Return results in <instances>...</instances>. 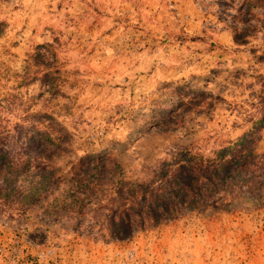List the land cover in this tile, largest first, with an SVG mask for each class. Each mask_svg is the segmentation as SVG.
Listing matches in <instances>:
<instances>
[{
  "label": "rangeland",
  "instance_id": "obj_1",
  "mask_svg": "<svg viewBox=\"0 0 264 264\" xmlns=\"http://www.w3.org/2000/svg\"><path fill=\"white\" fill-rule=\"evenodd\" d=\"M263 110L264 0H0V131L13 162L40 131L56 146L33 165L65 179L78 157L105 154L145 179L171 149L211 155ZM52 201L0 207V245L28 241L38 264H264V207L188 212L111 240Z\"/></svg>",
  "mask_w": 264,
  "mask_h": 264
},
{
  "label": "trees",
  "instance_id": "obj_2",
  "mask_svg": "<svg viewBox=\"0 0 264 264\" xmlns=\"http://www.w3.org/2000/svg\"><path fill=\"white\" fill-rule=\"evenodd\" d=\"M262 128L264 110L249 131L211 155L189 145L171 149L145 179L129 178L114 159L92 153L78 157L64 179L55 167L31 162L38 152L53 158L56 143L50 135L35 131L24 159L13 162L0 131V207L21 209L52 198L57 213L89 216L111 240L130 239L188 212L264 207V152L257 149Z\"/></svg>",
  "mask_w": 264,
  "mask_h": 264
},
{
  "label": "built area",
  "instance_id": "obj_3",
  "mask_svg": "<svg viewBox=\"0 0 264 264\" xmlns=\"http://www.w3.org/2000/svg\"><path fill=\"white\" fill-rule=\"evenodd\" d=\"M28 241H25L27 244ZM25 244L19 245L18 240L10 245H0V259L2 260L1 264H38L41 262L40 258H43L39 254L37 257H32L25 253L24 249ZM49 253L53 252L52 249H48Z\"/></svg>",
  "mask_w": 264,
  "mask_h": 264
}]
</instances>
